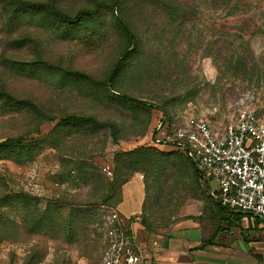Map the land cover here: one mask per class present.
Instances as JSON below:
<instances>
[{
    "label": "rangeland",
    "instance_id": "374dc122",
    "mask_svg": "<svg viewBox=\"0 0 264 264\" xmlns=\"http://www.w3.org/2000/svg\"><path fill=\"white\" fill-rule=\"evenodd\" d=\"M177 1L190 14L184 29L170 33L166 21L152 20L157 7L139 9V0H0V142L44 141L29 160H0V264H98L103 218L112 210L127 216L114 208L118 190L108 202L99 201L107 199L112 182L142 183L140 210L129 220L149 232H167L208 203L205 185L195 181L186 156L188 164L151 152L150 165L125 171L127 154L150 144L149 136H142L161 119L158 109L166 116L156 138L190 123L222 129L246 112H264V0H234L231 15L214 0ZM51 7L69 16L96 13L67 26ZM120 13L146 47L144 61L131 75L120 76L116 91L151 105L150 113L134 112L104 95L106 80L128 47L115 21ZM150 26L158 31L148 36ZM244 70L249 75L243 76ZM106 88L113 92L110 82ZM69 115L115 125L117 141L108 127L60 128L52 134ZM64 155L82 170L85 164L96 167L98 191L77 171L66 174L73 163L61 167ZM71 204L91 205L81 211L95 219L83 237L74 235L65 244L54 225L78 210Z\"/></svg>",
    "mask_w": 264,
    "mask_h": 264
},
{
    "label": "built area",
    "instance_id": "2783aa9c",
    "mask_svg": "<svg viewBox=\"0 0 264 264\" xmlns=\"http://www.w3.org/2000/svg\"><path fill=\"white\" fill-rule=\"evenodd\" d=\"M155 144L187 157L214 205L264 223V112H246L222 129L190 123L155 137ZM103 227L106 245L99 264H142L117 211L106 214Z\"/></svg>",
    "mask_w": 264,
    "mask_h": 264
},
{
    "label": "trees",
    "instance_id": "16d2710c",
    "mask_svg": "<svg viewBox=\"0 0 264 264\" xmlns=\"http://www.w3.org/2000/svg\"><path fill=\"white\" fill-rule=\"evenodd\" d=\"M217 1L218 6L221 7L224 11H227V15H231L233 13V8L235 9V2L234 0H214ZM139 9L144 8L150 5H155L159 11V14L156 18H152V20H160L158 22L166 21L165 26L169 29L170 33H174L178 29H183L187 25V19L189 17V10L186 8H183L181 4L177 0H139L137 2ZM50 12L54 17L60 21L61 23L67 25V26H78L83 20L91 18L96 12L92 11H80L74 16L66 15L60 11L55 10L54 8H50ZM115 21L117 23V27L121 28V31L125 34V36L128 38L127 44L128 47L125 51L124 57H121L120 62L114 66L113 71L110 73L109 78L106 80L105 88H104V95L105 97L110 100L111 102L115 104H120L134 112H142V110H146L147 113H150L151 109H154L151 105H147L145 103L139 102L136 99H133L129 96L121 95L119 92L116 91L117 82L119 81V78L121 75L130 74L132 72V69L134 66H138L141 64V62L144 61V48L146 47V44L144 42V45L142 43V39L140 38L137 31H135V28L132 27V25L126 21V18L123 14H118L117 18H115ZM157 24L155 25V27ZM146 31L148 33V36H151L152 33H156L158 31V28H151ZM155 28V29H154ZM161 33V32H160ZM156 38V35L155 37ZM243 76L249 75V72L247 73L246 70L242 71ZM110 82V89L113 92H110L106 88V84ZM159 110V111H158ZM157 111L161 113V119L158 120L157 124L154 126L153 130H151L150 134L149 131L145 132L142 137L149 136L150 144L146 146H141V148H137L136 150H133L131 152H128L127 157L129 156L131 159H129L128 165L126 168H124L125 171H135L132 170L136 166H148L150 165L152 155L151 152L158 155H175L180 160H183L186 162V160L183 158V155L177 151L172 150H163L159 146L155 144V135L157 127L161 124L163 120V116H166V111L164 109H158ZM111 129L112 131V138L114 141H117L116 135L114 136L113 131L116 130L115 125L108 124V123H102L99 124L92 118H84L80 116H65L59 120V122L55 125V128L52 130V134L56 133L60 128L66 129V130H81L82 128H92V129H105L107 128ZM164 127V126H163ZM162 127V128H163ZM156 133V134H155ZM38 142L39 144H43L42 141H35L30 143H25L23 138H16V139H6L3 142H0V160H11L12 162L18 164L20 160L23 159H31L29 156L31 153L33 154L38 148ZM23 151H26L28 154L23 153ZM168 151V152H165ZM143 153V154H142ZM67 158L73 159L71 155H64L60 159V165L61 167L66 165V168L68 166H72L71 163H73V167L70 170L66 171V174L78 172L82 179L92 185L93 192L98 191V188L95 186L99 183L101 177L93 172L92 170H96L95 166H90L85 164L86 168L82 170V167H78V163L74 161L68 162ZM116 157V161H117ZM188 164V162H186ZM190 163V162H189ZM191 164V163H190ZM82 166V165H81ZM189 168L192 171V174L195 178V181L200 183V175L195 170L193 165L191 166L188 164ZM116 173L119 175V170L116 168ZM117 180V177H116ZM127 183V180L122 181L120 184H117L112 182L108 187L107 190L108 196L107 199L101 198L99 201L108 202L116 195V190H118L119 198H116L114 202V208L118 207V205L121 203V197H122V187L124 184ZM205 190V189H204ZM206 193V192H205ZM97 194V192H96ZM206 196L209 198V196L206 193ZM211 201V200H210ZM211 203H213L211 201ZM214 204V203H213ZM78 208V210L73 211L69 213L65 219V221L57 227L54 225L58 235L61 237V241L65 244H70L72 242V238L74 235H80L84 236V233L88 231L90 226L94 224L95 216L92 214L90 215L88 211H81L87 208H90L91 205L86 204H71ZM28 214V212L26 213ZM31 220L30 215L26 217V221ZM51 223H54L53 221ZM103 233H104V227H103ZM75 237V236H74ZM104 238V248L106 245V240ZM103 248V249H104ZM100 262V261H99ZM99 264V263H98Z\"/></svg>",
    "mask_w": 264,
    "mask_h": 264
},
{
    "label": "crops",
    "instance_id": "0c3cea01",
    "mask_svg": "<svg viewBox=\"0 0 264 264\" xmlns=\"http://www.w3.org/2000/svg\"><path fill=\"white\" fill-rule=\"evenodd\" d=\"M202 192L207 204L171 230L154 233L129 220L140 210L142 183L133 178L123 185L117 210L127 212L121 220L142 264H264V223L220 208Z\"/></svg>",
    "mask_w": 264,
    "mask_h": 264
}]
</instances>
